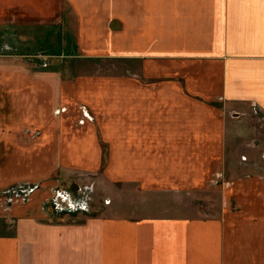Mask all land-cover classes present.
<instances>
[{
	"label": "crops",
	"instance_id": "0c3cea01",
	"mask_svg": "<svg viewBox=\"0 0 264 264\" xmlns=\"http://www.w3.org/2000/svg\"><path fill=\"white\" fill-rule=\"evenodd\" d=\"M259 114L264 0H0V264H264Z\"/></svg>",
	"mask_w": 264,
	"mask_h": 264
},
{
	"label": "built area",
	"instance_id": "2783aa9c",
	"mask_svg": "<svg viewBox=\"0 0 264 264\" xmlns=\"http://www.w3.org/2000/svg\"><path fill=\"white\" fill-rule=\"evenodd\" d=\"M82 112L87 119L89 120L93 119V116L89 114L87 109H83ZM81 121L83 122V120ZM262 155L264 156V153ZM16 190L18 192L30 193L34 190V188L31 186L19 185L16 187ZM82 191L83 188H81V186H78V189L74 190V193L72 189V192L70 193V197L66 189L57 191L54 197L51 199L50 204L53 207V209L56 211V213L88 211L89 210V197L87 196L88 192L83 193Z\"/></svg>",
	"mask_w": 264,
	"mask_h": 264
},
{
	"label": "rangeland",
	"instance_id": "374dc122",
	"mask_svg": "<svg viewBox=\"0 0 264 264\" xmlns=\"http://www.w3.org/2000/svg\"><path fill=\"white\" fill-rule=\"evenodd\" d=\"M256 115V114H255ZM260 115V114H259ZM254 119H253V122H255V125H261L262 124V122L264 121V115H260V119L258 118V117H253ZM255 120V121H254ZM259 129H257V131H259V135H258V137H257V139L258 138H261L262 140H263V144H264V127H262V128H260V127H258ZM257 136V135H256ZM256 139V138H255ZM260 152V153H259ZM261 152H263V150L261 151H259L258 150V153L259 154H261V158H263L262 159V161H260V162H262V165H261V163L260 162H258V164L260 165L259 167L261 168V166H262V169L264 170V156L262 155L263 153H261ZM244 155H246V154H244ZM243 155H240L239 157V161L240 162H245L244 163V167H245V169L246 170H249L250 169V164H248L249 163V161H250V159L248 158V156H243ZM259 156V155H258ZM245 158V159H244ZM256 158H257V156H256ZM249 160V161H248ZM254 169H257L258 167H253ZM259 168V169H260ZM259 169H257V170H259ZM89 177H91V176H89ZM19 185H23V184H19ZM80 186V185H79ZM81 188H83V193H86V192H88L87 193V196L89 197V208H90V211H87V213L88 214H92V213H94V212H96L95 211V208H94V206L95 205H100V204H102L103 202H109V200L108 199H105L104 197H105V193H104V191H105V189H103L102 190V187H97V186H94V185H92V184H85L84 186H81ZM22 198V197H21ZM213 201H212V204H218L219 203V197L218 196H215V200H214V197H213V199H212ZM107 204V203H106ZM45 206L51 211V212H56L54 209H53V207L51 206V204H49V205H47V203L45 204ZM217 207H218V205H217ZM45 210V209H44ZM69 214H67L66 216H65V218H67V219H70V218H72L70 215L72 214L71 212H68ZM74 217L75 216H77V217H75V219L76 220H80L81 218H82V216H80V214H74L73 215Z\"/></svg>",
	"mask_w": 264,
	"mask_h": 264
}]
</instances>
